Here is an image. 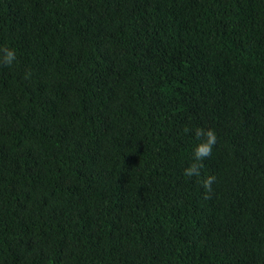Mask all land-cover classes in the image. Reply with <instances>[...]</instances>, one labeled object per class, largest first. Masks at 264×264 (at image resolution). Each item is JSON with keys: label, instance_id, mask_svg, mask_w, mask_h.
I'll list each match as a JSON object with an SVG mask.
<instances>
[{"label": "trees", "instance_id": "obj_1", "mask_svg": "<svg viewBox=\"0 0 264 264\" xmlns=\"http://www.w3.org/2000/svg\"><path fill=\"white\" fill-rule=\"evenodd\" d=\"M0 46V264H264V0H0Z\"/></svg>", "mask_w": 264, "mask_h": 264}, {"label": "clouds", "instance_id": "obj_2", "mask_svg": "<svg viewBox=\"0 0 264 264\" xmlns=\"http://www.w3.org/2000/svg\"><path fill=\"white\" fill-rule=\"evenodd\" d=\"M16 61L17 53L15 49L0 46V63L11 66ZM194 135L199 139V142L193 148V161L183 169V175L189 178L200 176L203 160L211 155L213 147L217 143V135L212 129L197 127L194 129ZM214 180L215 177L209 175L201 181V184L205 189L210 190Z\"/></svg>", "mask_w": 264, "mask_h": 264}]
</instances>
